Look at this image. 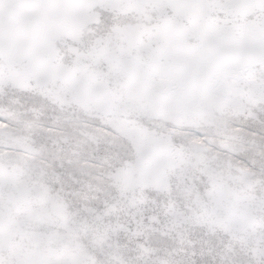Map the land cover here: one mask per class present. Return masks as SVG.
Segmentation results:
<instances>
[{
	"label": "snow or ice",
	"instance_id": "snow-or-ice-1",
	"mask_svg": "<svg viewBox=\"0 0 264 264\" xmlns=\"http://www.w3.org/2000/svg\"><path fill=\"white\" fill-rule=\"evenodd\" d=\"M0 264H264V0H0Z\"/></svg>",
	"mask_w": 264,
	"mask_h": 264
}]
</instances>
